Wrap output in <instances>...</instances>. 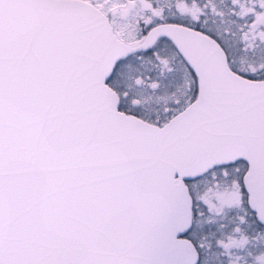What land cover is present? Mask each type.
<instances>
[{
	"label": "snow or ice",
	"instance_id": "obj_1",
	"mask_svg": "<svg viewBox=\"0 0 264 264\" xmlns=\"http://www.w3.org/2000/svg\"><path fill=\"white\" fill-rule=\"evenodd\" d=\"M0 264H264V0H0Z\"/></svg>",
	"mask_w": 264,
	"mask_h": 264
}]
</instances>
